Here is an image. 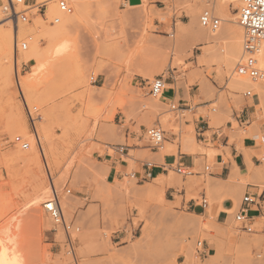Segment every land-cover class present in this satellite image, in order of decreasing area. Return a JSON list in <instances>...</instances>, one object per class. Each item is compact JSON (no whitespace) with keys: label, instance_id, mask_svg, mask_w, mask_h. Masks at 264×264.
Masks as SVG:
<instances>
[{"label":"rangeland","instance_id":"1","mask_svg":"<svg viewBox=\"0 0 264 264\" xmlns=\"http://www.w3.org/2000/svg\"><path fill=\"white\" fill-rule=\"evenodd\" d=\"M76 1L69 0L71 14L62 13L50 0L45 16L37 8L29 10L30 21L19 23L24 34L16 37L10 20L12 53L0 57V248L2 238L12 247L8 236L15 235L23 264H183L188 256L193 264H264V212L254 220V232L240 229L235 217L247 184L257 185L256 191L264 195V172L257 177L242 175L234 180L235 192L217 195L206 169L212 168L217 151L210 149V142L198 141L194 153L208 155V161L195 169L208 180L206 198L211 207L206 213L188 208L179 191L171 193L184 185L176 165L161 174L167 183L164 198L156 186L157 175L146 174L155 172L166 153H177L184 136L196 138L194 127L186 124L192 119L190 112L179 117L171 110L170 103L179 100L198 107L196 117L209 115L212 126L233 121L230 143L244 147L250 140L261 146L253 154L264 159V80L235 74L243 41L234 63L225 61L230 25L235 24L243 37L242 0H144L133 7L145 14L137 21L125 16L133 11L130 0H83L82 19L67 34L71 47L55 54L63 38L51 39L48 31L62 20L55 23L58 14H50L49 8L54 5L56 12L72 16L78 10ZM206 9L222 19L218 30L201 25L199 17ZM7 20L0 2V23ZM192 25L195 32L204 29L217 37L185 41L182 32ZM17 40L27 41L28 49L17 52ZM178 43L181 49L176 48ZM34 44L55 60L66 58L55 67L47 63L39 68L45 58H24ZM80 71L86 72V85L77 82ZM158 75L169 78V83L156 98L149 94V82ZM248 90L254 95H245ZM168 91L175 99L165 98ZM25 99L42 115L37 122L42 149ZM245 100L253 113L240 125L232 116ZM158 121L167 138L159 150L146 133ZM17 135L29 142V148L14 142ZM172 136L174 145L168 142ZM121 147L126 149L121 152ZM53 184L73 226V252L63 226L45 210V201L31 203L38 190L48 189L52 197ZM196 198L203 202V197ZM225 198L233 199L235 207L219 221L213 203ZM173 217L189 223L176 226ZM199 240L209 249L206 257L195 255Z\"/></svg>","mask_w":264,"mask_h":264},{"label":"built area","instance_id":"2","mask_svg":"<svg viewBox=\"0 0 264 264\" xmlns=\"http://www.w3.org/2000/svg\"><path fill=\"white\" fill-rule=\"evenodd\" d=\"M58 9L65 14H71L73 12V8L70 5L69 0H54ZM2 4V11L6 14L8 19L14 23L17 29V33L19 30L20 22H29L30 19L27 15V12L33 8H37L38 11L46 15V11L48 9L47 0L38 1V0H0ZM200 23L203 27L208 28L210 30L216 31L220 28L222 19L217 16L212 9L204 10L200 17ZM53 21L59 22L60 19L55 17ZM239 22L244 29L243 33V52L240 60L237 62L235 67V74L238 76H247L254 80H264V67L258 65L254 56H256L263 48L264 43V0H242V5L239 10ZM19 49L26 50L28 49V42L25 40H17L16 42V51ZM167 77L163 75L156 76L151 82H149V94L153 97L161 96L168 84ZM92 80L96 81L94 76H92ZM245 95L253 96L251 90L246 91ZM25 106L28 118L32 124V127L35 129V137L39 146H41V141L39 139V134L37 131V122L41 120L42 115L37 106H30L25 99ZM171 110L176 112L179 117H183L186 112L192 111L195 106L181 102V100L170 103ZM214 111L216 109H213ZM146 133L148 139L153 148L163 149L165 147L166 131L163 128L160 121L146 129ZM261 141L264 144V135L261 137ZM14 142L16 144L21 145L23 149L29 148V142L26 141L23 136L17 135L14 138ZM126 148L121 147V152H123ZM44 154V153H43ZM47 163V162H46ZM48 167V165H47ZM176 171L184 176L192 173L193 170L183 166L176 164ZM207 170H210V166H206ZM71 190L68 189V192ZM208 199L203 198V206L207 205ZM260 202L257 199L255 194L245 193L239 211L236 214V220L239 223V228L247 231L254 232V217L250 214L251 206H259ZM45 210L49 213L52 220L58 224L63 226L67 238L68 243L73 252V236L71 230L73 229L72 223L67 222L60 195L53 184L52 188V197L44 203ZM209 249L206 248L205 242L199 240L195 246V255L198 257H206L208 255ZM78 264V263H77Z\"/></svg>","mask_w":264,"mask_h":264},{"label":"crops","instance_id":"3","mask_svg":"<svg viewBox=\"0 0 264 264\" xmlns=\"http://www.w3.org/2000/svg\"><path fill=\"white\" fill-rule=\"evenodd\" d=\"M169 83V82H168ZM166 99H175V94L168 91L166 92ZM252 107L249 104V100L244 101V106L240 111H234L232 118L238 123L244 124L249 121L251 114L253 113ZM200 111L194 108L190 111L192 119L188 120L186 124L192 125L196 132V138L191 134L182 138L179 143L178 152H168L163 156V161L156 165L155 172H146L147 175L153 176L156 174H166L169 168H173L174 165H183L191 170L192 173L184 176V185L181 190L172 188L171 193L177 191L184 197V204L188 208L194 209V211L200 210V212H207L211 207L209 203L204 207L202 203H199L196 196L206 198L208 180L203 179V173L195 171L208 161V155L206 153H194L196 144L198 141L210 142V149L217 151L214 157V164L208 173L210 177V183L213 187L215 194L235 192L237 183L234 181L240 176L257 177L258 172H264V159H260L254 152H260L261 146L255 145L250 140L244 141V147H239L236 142L230 143L229 129L233 127V121H227L224 124L218 126H212L210 123L209 115H200ZM209 133V134H208ZM175 137L172 136L168 139L171 145H174ZM158 153V152H155ZM214 153V152H213ZM212 153V154H213ZM214 155V154H213ZM255 189V191H252ZM257 185L247 184L246 193L255 194L260 202L259 206H251L250 214L254 219L259 218L264 212V195H261L258 191ZM192 195L190 200H186L188 195ZM213 207L216 209L218 220L228 218V210L235 207V202L231 198H225L223 200H217L213 203Z\"/></svg>","mask_w":264,"mask_h":264},{"label":"bare ground","instance_id":"4","mask_svg":"<svg viewBox=\"0 0 264 264\" xmlns=\"http://www.w3.org/2000/svg\"><path fill=\"white\" fill-rule=\"evenodd\" d=\"M50 1L53 2L54 0H50ZM141 1H142V3L144 2V0H141ZM230 1L234 2L236 0H230ZM76 2H77L78 10H77V13L72 15V16H65L59 12H56V8L54 5L50 6V8H49L50 14H54V13L56 14L57 13L59 19L62 20V22L57 27L48 31V35L50 36L51 39L63 38L62 41L60 43H58L57 46L55 47V49H54L55 54L56 53L60 54V53L66 52V50H68V48H70L72 45V41L67 38V34L71 30V28L73 26H75L82 19V16L84 13V1L83 0H77ZM138 6H140V5H132V10H133V7H138ZM125 16L128 18H132V20L135 19V21H137L136 19H139L142 16H145V14H138L135 12V9H134L133 11L126 12ZM10 20L11 19H8L7 21H2L0 23V57L4 56L8 52L12 53V49H13V45H14V34H13L14 29H13V26L11 25L12 23ZM237 22H238L237 20H233V23H237ZM22 28L23 27H21V28L19 27L18 33L15 29V37L20 35V34L21 35L24 34V29H22ZM33 30H34V28H33ZM227 33L229 35V50H228V54L226 56L225 61L227 64L232 65L241 53L243 37H241L240 34L238 33V27L235 24L230 25V27L227 30ZM182 35L184 36L183 38H185V41H187L189 38L194 37V36H197L199 38V40L201 39L203 41H209V40L217 37L216 34L207 33L204 29H200L199 31L195 32L193 29V25L185 27L183 32H182ZM180 43L177 44L178 46L176 45V48L178 47L181 49L182 45ZM205 53L209 54L210 49L206 48ZM256 56L257 57L255 59H256L258 65L264 67V43H263L262 50ZM24 58H25V60H28V59L36 60V59H41V58L44 59L45 58V61L41 62L38 66L39 68H42L47 63H49V65L51 67H55V66H57V62L59 63L60 60H63L66 57L59 58V59L55 60L54 58L50 57V55L46 56L45 54H43L40 51L39 46L37 44H34L32 46V49H30V51H28L25 54ZM15 59L17 61L19 60V58L16 55H15ZM156 63H158V62L156 61ZM145 71H146V73H151V69L149 70L148 68H145ZM9 79H10V76H9ZM76 79H77V82L80 86L86 85V83L88 82L86 79V72L85 71L78 72L76 74ZM27 83L29 84L30 81L27 80ZM12 103L13 102H10L11 107L13 109L14 107H13ZM14 120L16 121L17 124L20 123L19 120L15 119V118H14ZM155 179H156V186L161 191L162 197L164 198L167 183L165 182V179L161 174H159ZM40 186H41V184H40ZM37 187H38V185H37ZM50 196L48 193V189L38 190L34 194V196L31 198V203L38 205L43 200L45 202L47 200H49L51 198ZM28 204H30V203H28ZM37 219H38V217H37ZM41 221L43 222L42 218H41ZM172 221H173L174 225H176V226H183V225L189 223L188 220H186L182 217H178V218L173 217ZM194 224H196V222ZM8 237L12 242V247H9L4 242V238H2V241H1L2 248H0V264H23V263H20V260L22 259L21 255L23 257V254L22 253L20 254V249L18 248V243L16 241L17 239L15 238V235H13V236L9 235ZM76 264H77V262H76ZM183 264H193L191 257L188 256L186 261Z\"/></svg>","mask_w":264,"mask_h":264},{"label":"water","instance_id":"5","mask_svg":"<svg viewBox=\"0 0 264 264\" xmlns=\"http://www.w3.org/2000/svg\"><path fill=\"white\" fill-rule=\"evenodd\" d=\"M141 3V0H130V4L135 5Z\"/></svg>","mask_w":264,"mask_h":264}]
</instances>
